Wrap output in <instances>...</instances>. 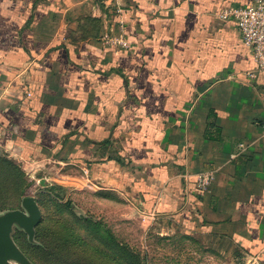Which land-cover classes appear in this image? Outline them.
Returning a JSON list of instances; mask_svg holds the SVG:
<instances>
[{"label":"crops","instance_id":"0c3cea01","mask_svg":"<svg viewBox=\"0 0 264 264\" xmlns=\"http://www.w3.org/2000/svg\"><path fill=\"white\" fill-rule=\"evenodd\" d=\"M251 1L0 0V149L264 264V73L220 16Z\"/></svg>","mask_w":264,"mask_h":264},{"label":"rangeland","instance_id":"374dc122","mask_svg":"<svg viewBox=\"0 0 264 264\" xmlns=\"http://www.w3.org/2000/svg\"><path fill=\"white\" fill-rule=\"evenodd\" d=\"M6 160L14 161L18 169H9ZM32 172V166L0 149V212L22 207L24 182L34 180L32 175L39 179L32 193L43 211L37 246L29 248L23 229L15 226L13 232L18 245L29 254L32 251L36 264H128L89 233L85 217L108 227L118 242L140 257L141 264H259L245 253L226 250L208 235L190 231L173 218L133 212L112 193L99 197L95 190L78 191L71 198L67 188L62 197L74 206H63L42 190L62 182L51 180L45 170Z\"/></svg>","mask_w":264,"mask_h":264},{"label":"water","instance_id":"95a60500","mask_svg":"<svg viewBox=\"0 0 264 264\" xmlns=\"http://www.w3.org/2000/svg\"><path fill=\"white\" fill-rule=\"evenodd\" d=\"M42 209L35 195H26L22 207L0 212V264H34L14 239L15 226L23 229L31 242L42 220Z\"/></svg>","mask_w":264,"mask_h":264},{"label":"built area","instance_id":"2783aa9c","mask_svg":"<svg viewBox=\"0 0 264 264\" xmlns=\"http://www.w3.org/2000/svg\"><path fill=\"white\" fill-rule=\"evenodd\" d=\"M224 19H232L239 27L244 43L252 49L256 71L264 73V0H252L249 5L229 7L220 12ZM105 43H122L120 39L113 37L111 34L102 36ZM254 76L255 73H250ZM32 173L36 170L32 166ZM34 180H39L32 175ZM208 178L202 177L201 184H205Z\"/></svg>","mask_w":264,"mask_h":264},{"label":"trees","instance_id":"16d2710c","mask_svg":"<svg viewBox=\"0 0 264 264\" xmlns=\"http://www.w3.org/2000/svg\"><path fill=\"white\" fill-rule=\"evenodd\" d=\"M6 161L8 162L9 169L13 170L14 172H15V169H18L17 164H15V162L11 160H6ZM36 183L37 181L33 179H31L28 182L25 181L23 185V189H22V197L26 195H31L35 189ZM42 190L44 191V193H46L48 196L52 198V201H55V202L57 201V203L63 206H69V205L71 206V204L72 206H74L73 202H71L68 199L65 200L62 197L65 193H67V187L63 185L54 184L51 186H46ZM42 220H43V217H42ZM42 220L40 221V223H42ZM84 221L86 224V229L89 231V233L92 234L96 240L100 241V243L105 248L112 249L113 251H115L117 253V257H119L120 259H123L125 262H128V264H141L140 257L134 251L128 248L126 245H123L120 242H118L114 233L108 227H104L102 223H100V221L98 220L90 219L87 217L84 218ZM40 223L38 225H40ZM39 233H40V229L37 226L36 233H35V241L34 242L27 241L30 246L29 247L30 249H34V247L37 246L38 243H36V239L38 238ZM17 239L18 237L15 238V240ZM22 250L27 254V256L32 260V262L36 264L35 260L33 259L34 255L32 251L30 250L31 254H29V252L25 248H22Z\"/></svg>","mask_w":264,"mask_h":264}]
</instances>
